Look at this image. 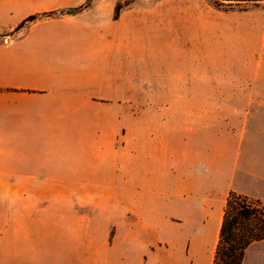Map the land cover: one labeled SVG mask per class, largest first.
<instances>
[{
  "label": "crops",
  "instance_id": "obj_1",
  "mask_svg": "<svg viewBox=\"0 0 264 264\" xmlns=\"http://www.w3.org/2000/svg\"><path fill=\"white\" fill-rule=\"evenodd\" d=\"M87 1L0 0V186L7 209L0 264H91L53 247L61 228L90 234L91 225L24 223L39 215L26 203L43 201L70 202L68 215L77 217L89 215L88 202H114L120 221L100 264H213L229 193L264 204V154L248 152L262 135H247L251 114L238 126L227 118L225 130H215L217 146L226 135L223 145L237 149L218 153L226 165L188 170L187 126L171 137L163 113L139 108L155 103L140 94L155 84L137 77L141 56L156 55V27L169 33L164 40L176 41L172 22L203 23L211 10L203 0L135 2L115 18L117 0H92L78 14L39 19L15 32L30 17ZM215 15L220 30L232 29L222 39L257 40L254 49L226 55L264 58V18L249 21L264 9ZM196 41L202 46L203 35ZM243 264H264V240L248 248Z\"/></svg>",
  "mask_w": 264,
  "mask_h": 264
},
{
  "label": "rangeland",
  "instance_id": "obj_2",
  "mask_svg": "<svg viewBox=\"0 0 264 264\" xmlns=\"http://www.w3.org/2000/svg\"><path fill=\"white\" fill-rule=\"evenodd\" d=\"M158 1L162 0H117V6L122 8L135 2ZM216 2L218 0H203L205 8L208 7L211 10L210 14L205 12L203 23H197L191 17L186 23L177 22V26H174L172 22L168 27L172 28V35L176 37V41L164 40L169 33L156 27L157 39L153 42L156 55L141 56L139 60V72H137L139 82L155 84L152 89L140 90V94L145 98H153L155 103L138 107L163 113L169 119L171 137H178L180 129L187 126L185 134L191 138L187 146L188 170L191 168L217 170L226 165L227 157L225 161L224 158L218 157V153L233 152L237 149L223 145L227 143L226 135L221 138L224 143L221 142L222 144L217 146L215 130H225L226 122L224 121L227 118H231L236 126L242 124L243 114L252 116L246 121L247 135L252 138L262 135L263 138L261 145L249 146L248 152L251 154L261 150L264 154V103H249L251 100L264 102V58L226 55V52L234 54L236 49L239 50L242 47L254 49L257 47V40H247L242 44L241 41L222 39L221 35L232 29L220 30L216 24L215 15L217 12L233 10L264 9V3L257 5L232 3L233 5L229 6L224 2V6L220 7ZM263 18V15L253 16L249 21H260ZM255 30L256 34L259 33L258 28ZM196 34L203 35L202 46L197 43ZM179 35L185 36L186 40H182ZM144 44V47L148 48V41ZM127 66L131 68V63H127ZM126 107L130 112L131 106ZM232 115L237 117L233 118ZM253 147L254 151L251 150ZM247 158V164L251 165L253 158L251 155ZM261 162L264 165V157L261 158ZM198 179L196 177V180ZM3 196V187L0 186V230L5 223L7 211ZM12 203L17 208L21 207L18 202ZM87 204L89 215L77 217L68 215L70 202L67 201L27 202V208H31L32 212H38L39 215L27 218L24 223L60 226L91 225L93 229L90 234L66 233L61 228L60 233L53 234L58 238V244L53 247L59 250L60 256L74 255L76 261L79 258L82 260L85 255L89 257L91 264H100V253L107 250L114 234L111 230L112 226L119 223L120 216L114 202L105 201L101 204L100 202H88ZM262 205L264 206L263 203ZM31 235L36 236V234ZM123 236H128V234L125 232ZM160 244L163 245V243ZM46 247L49 246L45 245ZM65 260H72V258Z\"/></svg>",
  "mask_w": 264,
  "mask_h": 264
},
{
  "label": "trees",
  "instance_id": "obj_3",
  "mask_svg": "<svg viewBox=\"0 0 264 264\" xmlns=\"http://www.w3.org/2000/svg\"><path fill=\"white\" fill-rule=\"evenodd\" d=\"M224 2L218 0L216 4L223 7ZM229 6L232 3L260 4L257 1L226 2ZM90 0L84 5L60 12L43 14L28 18L16 28L20 31L28 24L45 18L55 16L75 15L90 6ZM120 7H117L115 18L118 17ZM264 240V206L259 200L248 196L230 192L224 208L223 221L219 234V241L215 250L213 264H243L248 248Z\"/></svg>",
  "mask_w": 264,
  "mask_h": 264
}]
</instances>
